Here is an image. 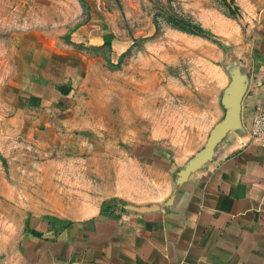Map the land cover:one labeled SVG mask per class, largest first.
Returning a JSON list of instances; mask_svg holds the SVG:
<instances>
[{
    "label": "rangeland",
    "instance_id": "1",
    "mask_svg": "<svg viewBox=\"0 0 264 264\" xmlns=\"http://www.w3.org/2000/svg\"><path fill=\"white\" fill-rule=\"evenodd\" d=\"M18 1L0 0V258L13 252L25 221L65 191L102 192L120 171L113 146L150 141L170 159L192 156L204 146L196 133L211 107L204 89L223 73L249 75L264 45V0H74L73 18L58 24L51 19L68 17L54 0L22 10ZM17 17L46 20L33 25L54 31L56 47L79 50L85 63L57 82L70 93L64 109L46 104L30 118L3 93L28 41L14 36L29 27ZM179 18L214 36L173 25Z\"/></svg>",
    "mask_w": 264,
    "mask_h": 264
},
{
    "label": "crops",
    "instance_id": "2",
    "mask_svg": "<svg viewBox=\"0 0 264 264\" xmlns=\"http://www.w3.org/2000/svg\"><path fill=\"white\" fill-rule=\"evenodd\" d=\"M44 1L20 0L16 8ZM54 1L53 7L68 18L51 22L70 21L74 0L71 6ZM42 21H14L29 26L14 34L28 41L20 44L13 63L18 75L2 87L30 118L46 104L67 107L70 93L57 82L82 66L79 50L56 47L54 31L33 25ZM253 65L255 70L247 67L249 75L243 74L240 119L245 130L227 131L204 163L184 173L202 147L179 160L150 141L128 150L113 146L111 163L114 168L119 163L120 171H114L104 190H78L75 197L67 190L64 200L55 198L49 208L34 212L0 264H264V137L249 141L246 131L253 115L264 110V45ZM230 81L223 73L203 91L211 105L196 133L198 140L205 137L203 144L225 115L223 95Z\"/></svg>",
    "mask_w": 264,
    "mask_h": 264
},
{
    "label": "water",
    "instance_id": "3",
    "mask_svg": "<svg viewBox=\"0 0 264 264\" xmlns=\"http://www.w3.org/2000/svg\"><path fill=\"white\" fill-rule=\"evenodd\" d=\"M244 90L245 80L243 74L238 71L237 75L230 81L223 95V102L226 107L224 117L212 127L204 146L188 161L184 173L204 163L211 156L216 143L227 131L237 128L245 130L240 119L241 98Z\"/></svg>",
    "mask_w": 264,
    "mask_h": 264
},
{
    "label": "built area",
    "instance_id": "4",
    "mask_svg": "<svg viewBox=\"0 0 264 264\" xmlns=\"http://www.w3.org/2000/svg\"><path fill=\"white\" fill-rule=\"evenodd\" d=\"M246 131L249 141L264 137V110H259L253 115ZM262 143L264 144V140H262Z\"/></svg>",
    "mask_w": 264,
    "mask_h": 264
},
{
    "label": "trees",
    "instance_id": "5",
    "mask_svg": "<svg viewBox=\"0 0 264 264\" xmlns=\"http://www.w3.org/2000/svg\"><path fill=\"white\" fill-rule=\"evenodd\" d=\"M172 24L185 31H188L194 34H200L208 38H211L212 36H214L211 30L206 29L199 23H196L193 21H188V20L179 18L177 21H175V23H172Z\"/></svg>",
    "mask_w": 264,
    "mask_h": 264
}]
</instances>
